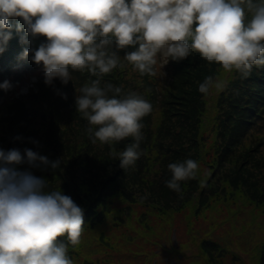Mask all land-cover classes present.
<instances>
[{
  "label": "clouds",
  "instance_id": "obj_1",
  "mask_svg": "<svg viewBox=\"0 0 264 264\" xmlns=\"http://www.w3.org/2000/svg\"><path fill=\"white\" fill-rule=\"evenodd\" d=\"M14 31L27 45L21 58L43 67L48 86L57 79L67 85L73 70L97 77L80 89L76 108L89 122L92 142L111 145L124 169L143 155L144 119L155 106L137 91L102 85L104 74L131 64L155 75L157 66L194 50L229 72L247 75L264 66V0H0V53ZM41 37L46 40L34 46ZM226 83L207 76L198 87L206 93ZM12 87L9 80L0 83L5 91ZM127 138L134 142L117 152L116 143ZM61 166L62 159L31 148H0V264H74L69 243H80L84 209L33 171ZM168 168L167 186L180 192L201 165L189 157Z\"/></svg>",
  "mask_w": 264,
  "mask_h": 264
},
{
  "label": "trees",
  "instance_id": "obj_2",
  "mask_svg": "<svg viewBox=\"0 0 264 264\" xmlns=\"http://www.w3.org/2000/svg\"><path fill=\"white\" fill-rule=\"evenodd\" d=\"M44 40L46 38L41 37L34 46L38 47ZM25 47L27 45L20 44L19 37L14 31L13 38L8 42L4 52L0 53V83L9 80L13 84L10 90L0 89V98L3 97L7 102L1 109V111L5 110L6 114L0 117V122H7V128L4 130L8 133L6 140L11 147L13 145L14 148L21 150L31 148L36 151L42 148L44 141L43 151H48L50 156L52 154L51 158L54 160L62 159V166L55 171L50 168L47 171L40 172L37 169H33V171L38 176L47 177L51 181L52 188L57 187L55 181L63 183L64 193L81 201V196H86L85 194L88 192L81 189L82 185L87 184L90 181L88 179L99 176L97 171L109 170L108 167L114 165L110 157V155L112 156L110 154L112 146L109 144L97 141L96 145L100 146L98 151L103 152H100V155L89 156L95 143L92 142L87 131L89 127L87 118L76 108V96L81 94L80 89L97 77L85 80L91 78L93 74L87 69L73 70L72 81H69L67 85L60 82L54 86H48L45 80H41L35 84L34 88L30 89L26 96H20V98L10 101L9 95L18 92L26 77L30 74H41L44 70L41 65H37L31 59L21 58ZM124 54V50H121L120 55ZM167 70L172 77L171 85L176 89L174 92H171L170 87L163 89L164 93L161 96H158L156 91L159 84L155 85V82L158 83L156 79L158 74H142L131 64H126L123 68L117 67L111 73L101 77L102 85L110 82L113 85L121 86L125 93L137 91L155 106L154 111L144 119V137L141 141L143 155L135 165L130 166L131 173L127 179L121 177L120 174L114 180L115 182L121 180L119 184L124 186L126 184V187H130L129 190L125 189V192L121 190L118 194L115 192L116 195L112 196L113 205L118 207L117 212L119 213L127 207H136L141 212L143 208L147 212L160 209H164V212L178 211L180 209L176 208L179 203L177 198L183 196L181 192L184 190L188 194L186 198L189 200L188 203L194 201L197 211L213 207V210L215 208L219 210L217 215L222 216L223 211L227 210L237 199L239 202L246 199L245 202L249 206L253 207L254 204L264 210V201L260 202L255 199L256 196H264V161H256L255 154L253 156L251 152H247L249 145H246L247 137H254L264 144V66H253L247 75L235 70L229 72L219 64L206 61L194 50L188 58L170 61ZM207 76L219 77L226 80L227 83L223 88L212 87L208 92L202 93L198 86ZM77 77L79 78L78 82L76 81ZM159 87L161 88V86ZM177 89H182L185 94L181 93V90L177 95L178 101H170L169 99L175 95ZM163 104L169 115L163 116L161 127L158 128L157 121L154 123L155 113ZM212 110L213 112H210ZM176 111L179 113L177 119L180 132H176L171 127L175 118L170 115H175ZM211 114L216 115L212 142L204 134L205 123ZM75 119L83 121L84 126L76 131L70 132L69 130L67 136L64 128L67 126L65 123H70ZM35 126L37 131L33 130ZM9 132H12V135ZM11 136H13V140H11ZM35 141H39V144ZM59 141L63 144L61 152L55 149L56 143ZM132 142H134L133 138H127L117 142L115 147H118L117 150H123L128 143ZM245 145L247 149L244 150ZM2 147L0 144V148ZM72 147L77 151H73ZM5 150L9 149L5 148ZM259 152L263 155L262 151ZM221 153L226 155L224 160ZM229 155L239 160L237 163L229 160L232 162L231 165H234L233 168L230 169L231 171L226 169L227 172L223 177H218V174L224 170L223 167L229 162L225 161ZM189 156L200 162V175L195 179L182 182V191L177 192L167 186V181L171 178V173H168L169 169H167L168 164L184 160ZM238 162L240 163L238 164ZM241 166L245 168H241ZM242 170H244L242 173L239 172ZM66 178L69 183L74 181L71 188L68 187ZM261 180L263 185H259L262 183ZM90 184L93 186V181ZM186 186L189 187L185 188ZM252 191L253 194L250 195ZM218 205L221 210L216 207ZM205 217L208 216L205 215ZM173 221L176 223L175 220ZM193 224L198 232L200 229L198 227L201 225ZM176 228V224H174L175 232ZM204 228L201 231L203 233L201 234V246L204 250H208L209 254L211 252L209 260L213 259V252L216 253L215 256L222 255L218 254L219 247L225 251L222 260L238 261L240 259L234 250L227 251L224 248L222 227L215 230L213 234L210 233L211 230L206 234ZM262 251L264 254V245ZM129 252L131 253L125 255L120 264H129L130 260L134 264L136 261L142 260L143 264L147 259L145 255H135L133 250ZM72 259L75 260L73 257ZM177 263V259H167V257L163 261L155 259L148 262V264Z\"/></svg>",
  "mask_w": 264,
  "mask_h": 264
},
{
  "label": "rangeland",
  "instance_id": "obj_3",
  "mask_svg": "<svg viewBox=\"0 0 264 264\" xmlns=\"http://www.w3.org/2000/svg\"><path fill=\"white\" fill-rule=\"evenodd\" d=\"M168 65H166L165 68L157 66L156 74H158V76L156 79L158 80V83L155 82V85L159 84V86H161V88L159 86H157L156 88L158 96H161V94L164 93V90L168 87H170L171 92H174L176 89L171 85L172 77L167 70ZM94 77L96 76L92 75L91 78H86L85 80H89ZM41 80H45L44 70L41 74H30L25 78L24 83H22V86L18 90V92L13 95H9V100L11 101L16 98H20V96H26L29 93L30 89L34 88L35 84H38ZM76 81H79L78 77L76 78ZM60 82L61 81L59 79L56 80V83ZM181 90L182 89H177L175 95L169 100L177 102V95L180 94ZM181 93L185 94L183 90ZM4 100L5 99L3 97L0 98V111L7 103ZM210 112H213V110ZM5 114V110H2L0 112V117H3ZM155 114V119L153 118L154 123L157 121L158 128H160L161 119L163 118V116L167 117L169 113H166L165 106L163 104L159 107V111ZM172 116H174L175 120L173 122L171 119V121L173 122L171 127L176 132H180L181 129L179 120L177 119L179 113H177L176 111L175 115H170V117ZM215 117L216 115L211 114V116L205 123L204 134L208 136V140H210V142H212L214 138ZM65 119L67 120V118ZM65 124L67 125L64 126L67 136L69 130L70 132L76 131V129L84 126V122L79 119L70 121V123L66 122ZM6 128L7 122H0V144L4 149H12L14 148V146L12 145L11 147V145L8 144V140H6V135H8V133L4 131ZM35 128L36 126L33 130H36ZM9 134L12 135V132H9ZM247 138L248 139L246 140V145H249V151L247 152H251L253 156L255 154L256 161L263 162L264 144L254 137ZM13 139V136H11V140ZM156 141L157 139L155 140V142ZM96 143L93 148H91V153L89 154V156H96L98 154L100 155V152H103L98 151L100 149V146L96 145ZM98 143L101 142L98 141ZM258 143H260L261 145ZM42 144L43 148L45 144L44 141ZM256 144L257 146L259 145L258 148L257 146H255ZM159 145L162 144L159 143ZM246 145L244 147V150L247 149ZM62 147L63 144L59 141L56 143L55 149L61 152ZM42 148L38 151L54 160L53 158H51L52 154L50 156V153L48 151H43L44 149ZM116 149H118V147ZM120 150L122 149L117 150V152H119ZM73 151L77 150L73 148ZM259 151H262L263 155H261V152ZM160 152L163 153L167 151ZM110 154H112V150ZM221 155L223 156L224 160L226 155H223V153H221ZM110 157L112 164L114 165H112V167H108L109 170L105 169L103 171L100 170L101 172L97 171V174H99V176H94L91 179H88L90 181L87 184L82 185L83 187L81 189H83L84 191H88L87 194H85L86 196H81V201H79L78 198L75 199V197L73 196L77 203H79L83 207L85 218V231L81 237L80 243L75 246L69 243V254L71 257L75 258L74 264H120V261L124 260L123 258L125 257V255L131 253L129 252L130 250H133L135 255H145V257H147L143 264H148L150 260L154 261L155 259L157 261H163L166 260V257L167 259H177V264H264V254L262 251V247L264 245V210L262 208L257 207L254 204L253 207L252 205L249 206V204L245 202L247 201L246 199L242 200L241 202H239L237 199L236 202H232L233 204L227 210L223 211L222 216L217 215L219 213V210H216V208L213 210V207H206L202 211H197L196 203L194 204V201L188 203L189 200L186 199L188 197V194L184 192V190L183 192H181L183 196H179L177 198L179 203H177L176 208L180 209L178 211L164 212V209H160L158 211L147 212L146 209L143 208L141 209V212L140 210L138 211L136 207H127V209L123 208V210L118 213V207H116L112 203V196L116 195L115 192L117 194L121 190L125 192V189L129 190L130 187H126V184L125 186L119 184L121 180L117 182H115L114 180L116 176L120 174L122 175L121 177L127 179L131 172L130 167L124 169L120 166L119 161H117L119 160L118 154H112V156L110 155ZM229 160H233V163H237V160L239 159H236V157L229 155L228 159L225 161L227 162ZM239 163L240 162H238V164ZM231 164V161L227 162L223 167L224 170H222L218 174V177H223L227 170L231 171L230 169H232L234 166ZM202 167L203 169L205 168L204 163L202 164ZM241 168L245 167L241 166ZM37 170L40 172L42 171L41 169ZM243 171L244 170L239 172L242 173ZM168 173H171V171L169 170ZM66 180L68 182V187L71 188L74 181H70L69 183L67 178ZM92 181L93 186L90 184ZM261 182L262 183L259 185H263L262 180ZM54 183L55 185H57L56 188L64 186V184L60 183L59 181H55ZM188 187L189 186H186L185 188ZM79 191L81 190L79 189ZM141 192L144 195L143 190H141ZM251 194H253V191L250 193V195ZM98 196L100 197L98 200H96ZM255 199L262 202L264 201V196H256ZM216 207L220 208L221 210V207L219 205ZM205 215H207L208 217L206 218ZM173 220H175L176 223H174ZM193 223L201 225V227H198L200 228L198 232H196V228ZM174 224H176L177 233L173 229ZM207 227L211 228L208 229ZM220 227H222V231L224 234V240L222 241L224 248L227 251L234 250V252L239 255L238 257H240L238 261H229L228 259L222 260V255L225 253V251L220 247L218 248L220 249L218 254L222 255L215 256L216 253L213 252V259L209 260V255H211V252L209 254V252H207L208 250H204L201 246V234H203L201 233L202 229L204 228L206 234H208V231L210 230V233L213 234L215 230H219ZM220 235L219 237H221ZM175 240H177V242H175ZM94 242L96 243V245ZM153 254H155L156 256H154ZM261 257L263 259V262ZM199 258L200 260H197ZM239 261L240 263H237ZM129 262V264H134L131 260ZM135 264H142V260L136 261Z\"/></svg>",
  "mask_w": 264,
  "mask_h": 264
}]
</instances>
